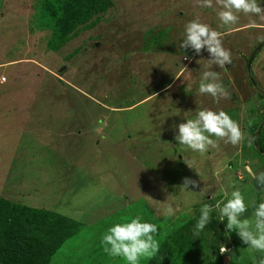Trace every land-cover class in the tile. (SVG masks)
<instances>
[{
	"label": "rangeland",
	"instance_id": "374dc122",
	"mask_svg": "<svg viewBox=\"0 0 264 264\" xmlns=\"http://www.w3.org/2000/svg\"><path fill=\"white\" fill-rule=\"evenodd\" d=\"M37 2L0 0V197L79 222L50 264H126L102 237L136 217L158 225L161 251L140 264H261L264 252L227 233L215 205L239 188L243 219L264 201L249 172H264V19L241 14L229 29L193 0H110L53 47ZM197 18L222 34L231 64L209 68L206 49L180 47ZM205 70L220 74L229 99L199 94ZM203 109L226 111L257 145L221 140L204 155L179 145L178 125ZM186 177L197 185L184 187ZM205 203L216 230L196 237Z\"/></svg>",
	"mask_w": 264,
	"mask_h": 264
},
{
	"label": "clouds",
	"instance_id": "9594fccd",
	"mask_svg": "<svg viewBox=\"0 0 264 264\" xmlns=\"http://www.w3.org/2000/svg\"><path fill=\"white\" fill-rule=\"evenodd\" d=\"M193 6L217 8L218 19L223 26H228L229 29L239 22L241 14L245 16L255 15L264 19V7H261L257 0H193ZM260 39L264 40V37ZM180 47L182 49L191 48L197 54L206 49L210 56L208 59L209 68L212 65L223 68L232 63L230 50L223 46L222 34L198 18L185 25L184 39ZM199 94L211 96L217 104L221 99L230 98V93L221 82L220 74L211 70L203 71L199 83ZM249 126H251V121ZM175 139L179 145L204 155L210 149L217 148L218 141L222 140L225 144L237 146L247 139L249 146H251L255 138L246 137L240 124L226 111L217 112L211 109H203L198 111L195 119H187L186 122L178 125V133ZM186 163L190 168H193L191 162L186 161ZM196 171L199 173L198 170ZM249 172L254 180L264 186V172L258 176L251 169ZM197 183V181L186 177L183 186H196ZM225 196H228L227 192H225ZM252 207L254 209L252 217L242 219L241 217L248 210V204L239 188H235L231 192V198L227 199V202L223 203L222 206L220 202L215 205L220 221L227 218V233L236 231L241 240L250 248L264 252V201L258 205L253 201ZM212 211V205L207 203L202 205L201 215L194 229L196 237L200 236V233L210 222ZM164 214L172 216L175 211L169 205ZM158 233L157 224L144 222L140 217H136L130 221L115 223L108 228L102 237V243L111 256L122 258L126 264H140L141 259H152L159 252L160 244L156 239ZM225 250L222 248L221 252ZM261 264H264V260L261 261Z\"/></svg>",
	"mask_w": 264,
	"mask_h": 264
},
{
	"label": "trees",
	"instance_id": "16d2710c",
	"mask_svg": "<svg viewBox=\"0 0 264 264\" xmlns=\"http://www.w3.org/2000/svg\"><path fill=\"white\" fill-rule=\"evenodd\" d=\"M109 1L38 0L36 21L42 29L51 30V44L56 47L76 33L79 25L87 27L94 24L88 21L104 12ZM261 45L262 42L258 47ZM254 144L257 145L256 138ZM79 226L78 221L61 213L0 197V264H50L55 253ZM207 226L216 230L214 225ZM156 255L161 257V251ZM156 260L148 263L157 264ZM161 264H170V261L166 258Z\"/></svg>",
	"mask_w": 264,
	"mask_h": 264
},
{
	"label": "water",
	"instance_id": "95a60500",
	"mask_svg": "<svg viewBox=\"0 0 264 264\" xmlns=\"http://www.w3.org/2000/svg\"><path fill=\"white\" fill-rule=\"evenodd\" d=\"M224 259H226V258H224Z\"/></svg>",
	"mask_w": 264,
	"mask_h": 264
}]
</instances>
